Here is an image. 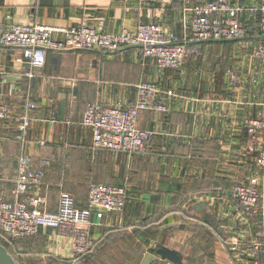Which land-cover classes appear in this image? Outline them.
I'll return each mask as SVG.
<instances>
[{
	"label": "crops",
	"instance_id": "0c3cea01",
	"mask_svg": "<svg viewBox=\"0 0 264 264\" xmlns=\"http://www.w3.org/2000/svg\"><path fill=\"white\" fill-rule=\"evenodd\" d=\"M209 1L0 0V23L101 25L108 33L159 24L170 39L181 33L183 8ZM263 1L230 3L243 6L241 21L254 25L258 17L251 10ZM254 37L202 43L178 70L159 68L143 57L142 47L112 53L48 50L45 65L33 68L21 48L0 46V103L8 111L0 119V200L12 199L21 155L30 158L32 170L43 172L42 184L31 193L46 196L49 213L57 211L61 193L85 208L94 183L122 187L127 194L120 215L93 217L89 231L98 247L92 257L78 262L71 241L47 229L14 243L20 264H38L39 255L68 264H174L159 249L174 253L177 264H264V169L247 134L251 119H264V61L251 55L249 48L259 40ZM237 45L231 66L214 49ZM229 73L240 75L234 86ZM143 82L173 93L159 95L166 112L138 114V128L152 133L146 151L129 156L93 148L89 129L81 125L86 107L127 108ZM27 102L35 108L28 111L21 141L18 124ZM251 179L259 189L254 216L232 194L235 185ZM256 244L260 249L253 254Z\"/></svg>",
	"mask_w": 264,
	"mask_h": 264
},
{
	"label": "built area",
	"instance_id": "2783aa9c",
	"mask_svg": "<svg viewBox=\"0 0 264 264\" xmlns=\"http://www.w3.org/2000/svg\"><path fill=\"white\" fill-rule=\"evenodd\" d=\"M257 17L256 24H245L241 18L246 9L232 5L230 0H211L202 5L182 9L181 33L179 37L165 38L163 27L159 24H139L134 30L123 29L119 33H108L101 25H81L67 29L47 25H3L0 23V46L19 47L23 59L30 67L45 65L48 50H93L116 52L124 47L141 45L143 57L152 60L159 68L178 70L194 53L187 47L189 41L239 39L256 36L259 40L252 48V57L264 61V1L251 10ZM188 16L190 17L188 19ZM62 38H54L56 34ZM230 85L239 82L238 73H229ZM135 101L127 108L89 104L83 114L81 125L91 133V144L95 149L125 153L129 156L142 154L152 133L137 126L141 111L166 112L161 102V94L172 96V91L162 92L150 82L136 86ZM35 108L31 102L25 106V114L19 118L18 139L24 141L29 126L28 111ZM7 107L0 103V119L7 115ZM247 134L250 149L256 153V162L264 168V119L248 122ZM40 146L44 141L39 142ZM43 172L32 170L31 160L25 155L17 160L16 176L12 199L0 200V232L11 240L36 236L41 230L51 229L71 241L74 256L91 253L95 240L90 227L93 217L102 219L105 214L120 215L127 194L124 188L91 184L85 208L77 207L74 197L61 193L57 211L44 210L46 196L33 194L31 190L42 184ZM255 181L249 185L238 184L232 194L246 215L257 214L259 193ZM260 245L253 247L252 253L259 252Z\"/></svg>",
	"mask_w": 264,
	"mask_h": 264
},
{
	"label": "rangeland",
	"instance_id": "374dc122",
	"mask_svg": "<svg viewBox=\"0 0 264 264\" xmlns=\"http://www.w3.org/2000/svg\"><path fill=\"white\" fill-rule=\"evenodd\" d=\"M249 37H254V35H250ZM253 39V38H251ZM243 41V40H241ZM238 47L237 46H230V48H215L214 49H217V54H224L228 57V59L230 60V66L232 65V58L230 55H232V53H235V51H238L239 49L241 48H236ZM253 48V47H252ZM252 48H249L251 49L252 51ZM213 49V50H214ZM220 49V50H219ZM246 50V49H244ZM219 69V67L217 68ZM216 75L222 80L224 78V75L220 72L216 73ZM240 76V75H239ZM232 86V85H230ZM234 86V85H233ZM253 120V119H251ZM259 120V119H258ZM259 167V166H258ZM260 169H264L263 167H259ZM255 180L254 179H251L247 184H245L246 186H249L251 185ZM258 193H259V189H258V186H255ZM0 243L1 245L7 250V252H10L9 254H11L12 258L14 259L15 263L17 264H20L21 261L17 258L18 256L16 254L13 253V250H14V244L13 243H10L6 238L5 236H3L1 233H0ZM40 259H39V263L38 264H68V262H64V261H54V259L50 258V257H44L42 255H39L38 256Z\"/></svg>",
	"mask_w": 264,
	"mask_h": 264
},
{
	"label": "water",
	"instance_id": "95a60500",
	"mask_svg": "<svg viewBox=\"0 0 264 264\" xmlns=\"http://www.w3.org/2000/svg\"><path fill=\"white\" fill-rule=\"evenodd\" d=\"M249 38H255V37H245V38L229 39V40H223V41H216V40L189 41L187 44L238 42V41L246 40V39H249ZM132 47H142V46L138 45V46H132ZM124 48H130V47H124ZM124 48H122V49H124ZM68 51L72 52V51H78V50L69 49V50H60L58 52H68ZM157 253L164 260H168V261H170V262H172L174 264L179 263V258L174 253L168 252L165 249H159L157 251ZM0 264H16L14 259L12 258V256L1 245V243H0Z\"/></svg>",
	"mask_w": 264,
	"mask_h": 264
},
{
	"label": "trees",
	"instance_id": "16d2710c",
	"mask_svg": "<svg viewBox=\"0 0 264 264\" xmlns=\"http://www.w3.org/2000/svg\"><path fill=\"white\" fill-rule=\"evenodd\" d=\"M187 47L191 48V49H196L198 47H200V44H187ZM105 151H110V150H105ZM112 152V151H110ZM78 207V206H77ZM1 233V232H0ZM3 236H5V238L10 242V243H15L16 241L18 240H11L7 235L1 233ZM26 239V238H24ZM97 247L96 244H95V247L93 249V251L91 253H86V254H79L75 257V259H77L78 262L82 263L83 261H85L86 259H88L89 257H92L95 253V251L97 250ZM65 262V261H64Z\"/></svg>",
	"mask_w": 264,
	"mask_h": 264
}]
</instances>
